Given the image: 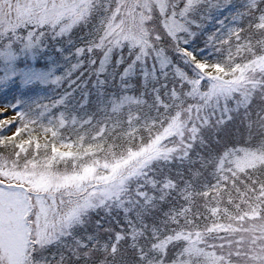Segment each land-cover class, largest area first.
<instances>
[{"label": "snow or ice", "instance_id": "6c2138e0", "mask_svg": "<svg viewBox=\"0 0 264 264\" xmlns=\"http://www.w3.org/2000/svg\"><path fill=\"white\" fill-rule=\"evenodd\" d=\"M37 82L0 264H264V0H0V85Z\"/></svg>", "mask_w": 264, "mask_h": 264}, {"label": "trees", "instance_id": "16d2710c", "mask_svg": "<svg viewBox=\"0 0 264 264\" xmlns=\"http://www.w3.org/2000/svg\"><path fill=\"white\" fill-rule=\"evenodd\" d=\"M26 63L36 69L47 70L51 65L50 62L46 58H37L35 60L28 59ZM33 91L28 95H22L24 89H19L16 91H9V86L0 85V106H5L9 104H14L18 99L20 100H32L38 98L37 95H50V89H47L45 86L41 85L39 82L30 86ZM13 115V113L8 110L3 113L0 118H7Z\"/></svg>", "mask_w": 264, "mask_h": 264}, {"label": "rangeland", "instance_id": "374dc122", "mask_svg": "<svg viewBox=\"0 0 264 264\" xmlns=\"http://www.w3.org/2000/svg\"><path fill=\"white\" fill-rule=\"evenodd\" d=\"M37 96H40V95H37Z\"/></svg>", "mask_w": 264, "mask_h": 264}]
</instances>
